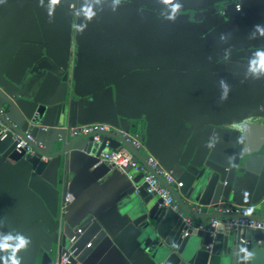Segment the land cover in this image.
<instances>
[{
  "label": "crops",
  "instance_id": "0c3cea01",
  "mask_svg": "<svg viewBox=\"0 0 264 264\" xmlns=\"http://www.w3.org/2000/svg\"><path fill=\"white\" fill-rule=\"evenodd\" d=\"M238 1L239 12L234 7ZM173 2L182 5L175 21L165 18L170 5L162 0H60L51 15L50 0H40L42 6L39 0H0V91L5 96V90H13L37 56L47 54L60 65L68 64L77 125L105 122L118 128V117L131 122L147 118L146 138L139 150L167 166L193 116L201 112L217 120L233 119L260 98L261 79L229 72L226 62L254 57L264 44V37L252 35L254 25H264V0ZM81 5H90L96 13L90 21ZM84 23V31H77ZM221 80L229 86L226 100L220 99ZM50 91L51 84L44 83L37 96ZM13 104L6 114L17 122L18 106ZM93 162L89 155L74 153L67 171L62 169L58 189L62 192L68 175L66 193L70 194L69 211L63 215L76 222L87 209L114 223L123 184L98 182L99 170ZM23 172L18 163L0 154V231L13 229L37 246H48L50 214L26 187ZM137 175L131 180L135 186L142 181H134ZM63 197L60 193L59 207ZM247 208L248 213L259 212L255 206ZM54 246L58 256L61 241L52 242ZM120 247L99 264L134 262L122 243Z\"/></svg>",
  "mask_w": 264,
  "mask_h": 264
},
{
  "label": "water",
  "instance_id": "95a60500",
  "mask_svg": "<svg viewBox=\"0 0 264 264\" xmlns=\"http://www.w3.org/2000/svg\"><path fill=\"white\" fill-rule=\"evenodd\" d=\"M236 5H240L239 10ZM234 7L241 11L239 1ZM263 47L264 44L260 52ZM254 57L228 60L226 70L259 77L260 98L233 119L217 120L201 112L193 116L185 124L179 151L167 161V166L161 165L171 172L173 181L166 183L155 174L177 203L178 209L173 210L162 205L157 195L147 194L145 182L133 185L126 175L130 169L121 172L105 163L97 164L108 141L109 148L126 147L134 159L154 173L145 163L147 155L120 135L102 133L100 140L94 142L91 134H70V127L77 125V111L70 92L74 79L68 64L60 65L47 54L37 56L13 90H5L7 99L0 91V106L5 110V117H0V130L5 129V136L0 138V154L24 170L26 187L45 204L52 221L48 246H37L36 241L30 240L26 249L17 252L25 261L23 264H55L51 251L52 242L57 239L61 248L56 261L65 250L75 249L66 264H99L110 251L120 250L121 243L127 256L134 257V262L122 264H264L263 228H225L223 224L209 231L199 228L214 218L239 217L225 212L233 205L255 206L259 212L247 216L264 221V72L250 71ZM44 83L51 84V91L40 98L37 91ZM13 103L18 106L17 122L6 114ZM117 119L118 129L145 140L147 118H135V122L124 116ZM26 131L43 143L42 147L31 144L33 153L14 147L13 137L23 136ZM80 152L93 157L92 165L99 170L98 182L107 186L117 180L120 186L123 184L124 196L115 206L119 218L114 223H107L105 217L87 209L72 222L66 214L68 203L66 213L59 219L58 197L66 193L68 175L62 192L58 189L59 178L62 169L67 171L73 154ZM141 178L139 174L134 181ZM125 181L131 185H125ZM58 227L59 234L54 232ZM78 228L81 233L76 232ZM9 232L13 237L18 233L4 227L0 242ZM73 236L75 241L70 243ZM7 242L14 244L15 240ZM240 247L253 252V259H243L245 253ZM0 252L2 256L7 254Z\"/></svg>",
  "mask_w": 264,
  "mask_h": 264
},
{
  "label": "built area",
  "instance_id": "2783aa9c",
  "mask_svg": "<svg viewBox=\"0 0 264 264\" xmlns=\"http://www.w3.org/2000/svg\"><path fill=\"white\" fill-rule=\"evenodd\" d=\"M236 8L239 10L240 5H236ZM264 52V47H263ZM5 117V110L2 106H0V117ZM116 134L120 135L127 143L131 144L134 149L143 148V143L140 141L135 135L131 133L124 132L118 128H115L107 123H92V124H83L76 125L70 127V134L72 136H80V135H93V141L98 142L100 140V134ZM5 136V129L0 130V138ZM15 149L17 151L24 150L26 152L33 153V147L31 144L37 145L39 147L43 146L41 141L33 138L28 131L24 133L23 136L15 135L13 137ZM105 163L107 165L112 166L113 168L124 172L125 169H130L127 172V178L129 180H133L134 176L138 174H142V181L146 183V193L147 194H155L162 199V205L166 207H171L173 210H177V203L174 201L172 195L169 190L159 181V179L155 176L158 175L164 182L171 183L173 181V177L170 171L164 169L159 162L150 155H147L145 159L146 165L153 170L154 173H151L142 163L138 160L134 159L132 153L124 146L120 148H109L108 141L105 142V149L100 153L98 157L97 164ZM70 201V194L65 193L62 202L59 207V216L62 219L63 212L67 206V203ZM225 212H233L239 217H227V218H214L211 219L210 222L205 226H199L201 230L209 231L211 228L216 227L218 224H223L225 228H235V227H253V228H263L264 229V221L255 220L249 216L248 208L245 206H234L231 209L225 210ZM78 233H81V229L78 228ZM187 233H184L186 235ZM75 241V236L69 239L70 243ZM90 246V243L87 244ZM74 250H65L59 255V259L55 264H66L69 263V256L73 254Z\"/></svg>",
  "mask_w": 264,
  "mask_h": 264
},
{
  "label": "clouds",
  "instance_id": "9594fccd",
  "mask_svg": "<svg viewBox=\"0 0 264 264\" xmlns=\"http://www.w3.org/2000/svg\"><path fill=\"white\" fill-rule=\"evenodd\" d=\"M118 2V0H117ZM163 3L170 5V11L165 17L168 20L175 21L177 18V13L181 10V3L180 2H173V0H162ZM40 3V0H39ZM60 0H50V5L52 6L48 9L49 15L52 14L54 11V6L59 4ZM40 6L41 3H40ZM81 10L84 12L86 20L90 21L93 16L96 15L95 12L92 11V7L90 5H81ZM87 27V24L84 23L82 26H77V31L83 32L84 29ZM259 34L260 36L264 37V25L256 24L253 26L252 35ZM223 35H221V39H223ZM251 38V37H250ZM256 59L251 60L249 64L250 71H261L264 72V52L257 51L255 52ZM221 88L223 89L221 93V100L227 99V93L229 90V86L223 81H220ZM12 232H9V235L4 238V242H0V251L6 252L5 256H0V264H21V258L17 256V252L21 249H26L28 244L31 242L30 238L25 237L24 235L17 233L15 237L11 235ZM15 240L14 244H10L7 241ZM239 250L244 252L245 255L243 259L251 260L253 259V252L249 251L245 247H240Z\"/></svg>",
  "mask_w": 264,
  "mask_h": 264
},
{
  "label": "rangeland",
  "instance_id": "374dc122",
  "mask_svg": "<svg viewBox=\"0 0 264 264\" xmlns=\"http://www.w3.org/2000/svg\"><path fill=\"white\" fill-rule=\"evenodd\" d=\"M51 257L52 259H55L57 257V247L56 246H54V248L52 249Z\"/></svg>",
  "mask_w": 264,
  "mask_h": 264
}]
</instances>
